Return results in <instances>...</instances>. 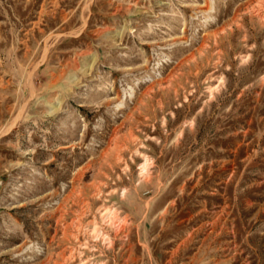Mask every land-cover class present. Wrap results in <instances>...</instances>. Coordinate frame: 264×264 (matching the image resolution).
<instances>
[{"label": "rangeland", "instance_id": "rangeland-1", "mask_svg": "<svg viewBox=\"0 0 264 264\" xmlns=\"http://www.w3.org/2000/svg\"><path fill=\"white\" fill-rule=\"evenodd\" d=\"M0 264H264V0H0Z\"/></svg>", "mask_w": 264, "mask_h": 264}]
</instances>
